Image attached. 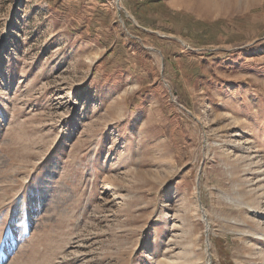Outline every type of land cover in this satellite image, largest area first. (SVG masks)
<instances>
[{"label":"rangeland","instance_id":"374dc122","mask_svg":"<svg viewBox=\"0 0 264 264\" xmlns=\"http://www.w3.org/2000/svg\"><path fill=\"white\" fill-rule=\"evenodd\" d=\"M133 6L0 0V264H264V0Z\"/></svg>","mask_w":264,"mask_h":264},{"label":"trees","instance_id":"16d2710c","mask_svg":"<svg viewBox=\"0 0 264 264\" xmlns=\"http://www.w3.org/2000/svg\"><path fill=\"white\" fill-rule=\"evenodd\" d=\"M132 1V0H131ZM151 3H156V4H161V3H163V0H142V1H139V0H133V4H134V6H133V8H134V13L133 14H135L136 15V17H139V16H141L142 14V12L144 11L145 12V10H144V8L148 5V4H151ZM141 21V20H140ZM218 24V23H217ZM200 25H205V27H207V26H210V25H213V24H208V23H200ZM213 55V53L211 52V51H208V53H207V56H212Z\"/></svg>","mask_w":264,"mask_h":264}]
</instances>
